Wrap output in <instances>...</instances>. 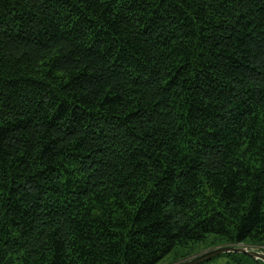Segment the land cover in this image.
<instances>
[{
    "label": "trees",
    "instance_id": "16d2710c",
    "mask_svg": "<svg viewBox=\"0 0 264 264\" xmlns=\"http://www.w3.org/2000/svg\"><path fill=\"white\" fill-rule=\"evenodd\" d=\"M240 244L264 250V0H0V264Z\"/></svg>",
    "mask_w": 264,
    "mask_h": 264
},
{
    "label": "water",
    "instance_id": "95a60500",
    "mask_svg": "<svg viewBox=\"0 0 264 264\" xmlns=\"http://www.w3.org/2000/svg\"><path fill=\"white\" fill-rule=\"evenodd\" d=\"M224 254H243L246 255L256 261H260L264 263V251L263 250H256L252 248V246L240 244V245H224L216 248L209 249L204 251L183 264H200L202 262L211 260L212 258Z\"/></svg>",
    "mask_w": 264,
    "mask_h": 264
},
{
    "label": "rangeland",
    "instance_id": "374dc122",
    "mask_svg": "<svg viewBox=\"0 0 264 264\" xmlns=\"http://www.w3.org/2000/svg\"><path fill=\"white\" fill-rule=\"evenodd\" d=\"M252 248H255L256 250H263L261 247H256V246H252ZM209 249H207L206 245H199L197 248V251H199L198 253H196L197 255L207 251ZM264 251V250H263ZM238 259L237 256H235V254L233 255H220V256H216L214 258H212L208 263L209 264H236L235 260ZM185 261L180 262L181 264H183ZM161 264H174V263H169V260L166 259V261L162 262Z\"/></svg>",
    "mask_w": 264,
    "mask_h": 264
}]
</instances>
